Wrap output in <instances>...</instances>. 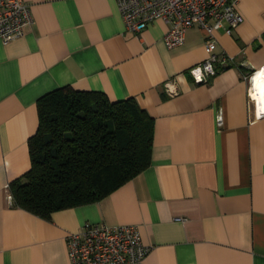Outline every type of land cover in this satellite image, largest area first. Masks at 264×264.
I'll use <instances>...</instances> for the list:
<instances>
[{
  "label": "crops",
  "instance_id": "0c3cea01",
  "mask_svg": "<svg viewBox=\"0 0 264 264\" xmlns=\"http://www.w3.org/2000/svg\"><path fill=\"white\" fill-rule=\"evenodd\" d=\"M237 1L242 23L215 35L231 62L198 85L196 27L167 49V25L129 32L116 0H25L33 25L0 41V264H70L65 237L85 224L137 226L151 247L141 264H264V116L246 79L264 69V0ZM65 86L133 98L153 118L150 164L102 200L45 219L9 203L5 187L30 168L37 100Z\"/></svg>",
  "mask_w": 264,
  "mask_h": 264
},
{
  "label": "trees",
  "instance_id": "16d2710c",
  "mask_svg": "<svg viewBox=\"0 0 264 264\" xmlns=\"http://www.w3.org/2000/svg\"><path fill=\"white\" fill-rule=\"evenodd\" d=\"M36 108L30 168L9 184L13 206L47 219L102 200L149 166L153 118L133 98L65 86Z\"/></svg>",
  "mask_w": 264,
  "mask_h": 264
},
{
  "label": "built area",
  "instance_id": "2783aa9c",
  "mask_svg": "<svg viewBox=\"0 0 264 264\" xmlns=\"http://www.w3.org/2000/svg\"><path fill=\"white\" fill-rule=\"evenodd\" d=\"M237 0H116L127 31L139 33L153 21L160 20L168 29L163 36L167 49L183 44L188 29L198 28L204 37L206 58L188 70L195 84H206L231 59L216 52L215 35L222 30L229 35L242 23L236 12ZM34 23L25 0H0V41L3 45L24 36ZM254 73V72H253ZM253 73L246 77L250 83ZM169 96L177 95L172 82L164 84ZM264 116L261 110L258 117ZM221 124L220 115L216 117ZM7 200L12 202L9 186ZM70 264H141L151 247L141 241L137 226L85 224L65 237Z\"/></svg>",
  "mask_w": 264,
  "mask_h": 264
},
{
  "label": "bare ground",
  "instance_id": "6f19581e",
  "mask_svg": "<svg viewBox=\"0 0 264 264\" xmlns=\"http://www.w3.org/2000/svg\"><path fill=\"white\" fill-rule=\"evenodd\" d=\"M253 75H252V78L250 80V87H251V89L253 87L254 96L258 97L257 94H259V98H260V99L258 98V101L260 102L259 103V110H264V69H262L258 72H254ZM251 81H252V83H251ZM251 92L252 91H250V93Z\"/></svg>",
  "mask_w": 264,
  "mask_h": 264
}]
</instances>
